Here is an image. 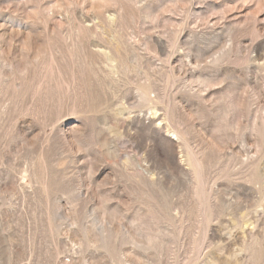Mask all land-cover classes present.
<instances>
[{
	"label": "rangeland",
	"instance_id": "1",
	"mask_svg": "<svg viewBox=\"0 0 264 264\" xmlns=\"http://www.w3.org/2000/svg\"><path fill=\"white\" fill-rule=\"evenodd\" d=\"M0 264H264V0H0Z\"/></svg>",
	"mask_w": 264,
	"mask_h": 264
}]
</instances>
